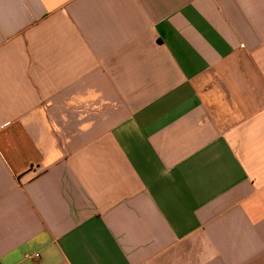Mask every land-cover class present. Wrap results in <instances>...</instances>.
<instances>
[{
  "label": "crops",
  "instance_id": "0c3cea01",
  "mask_svg": "<svg viewBox=\"0 0 264 264\" xmlns=\"http://www.w3.org/2000/svg\"><path fill=\"white\" fill-rule=\"evenodd\" d=\"M0 264H264V0H0Z\"/></svg>",
  "mask_w": 264,
  "mask_h": 264
},
{
  "label": "built area",
  "instance_id": "2783aa9c",
  "mask_svg": "<svg viewBox=\"0 0 264 264\" xmlns=\"http://www.w3.org/2000/svg\"><path fill=\"white\" fill-rule=\"evenodd\" d=\"M33 256H34V257H35V256L37 257V256H38V254H37V253H34V254H33Z\"/></svg>",
  "mask_w": 264,
  "mask_h": 264
}]
</instances>
